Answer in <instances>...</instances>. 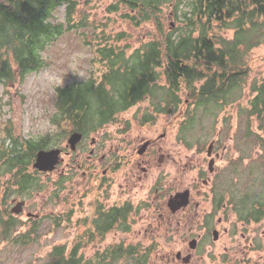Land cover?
<instances>
[{"label":"rangeland","instance_id":"rangeland-1","mask_svg":"<svg viewBox=\"0 0 264 264\" xmlns=\"http://www.w3.org/2000/svg\"><path fill=\"white\" fill-rule=\"evenodd\" d=\"M77 1L81 12L74 13L73 17L79 18L85 15L89 20H94L96 26L103 28L108 26V33H125L127 42L131 44V48L127 50L129 54L141 45L159 38L152 23L143 24L138 29H134L122 21V12L110 15L113 23L105 20L107 14L104 9L114 0ZM186 8L179 7L177 17L169 21L166 27H171V30L184 27L182 15L187 12ZM64 18L62 8L56 13V19L58 22H64ZM72 29L73 31L65 33L43 52L42 55L47 64L46 69L30 74L24 79H17L14 84L0 83V148L8 151L14 150L11 137L18 138L21 142L24 140L37 141L46 134L56 133V125L52 118L57 112L54 107L56 106L57 88L53 86L50 78L62 79L63 86H65L74 77L83 81L96 77L90 61L93 58L91 48L95 49L97 43H88L90 48L83 45L84 36H90L91 28ZM75 29L78 30L77 33L74 32ZM178 34L179 31H176L172 38H176ZM222 35L230 39L233 31H222ZM259 41V45L245 57L247 73H245L243 88L238 94L239 100L230 108L220 110L213 107L217 106L215 103L200 107L194 113V125L187 128L183 126L185 123L183 120L189 119V114L194 107V103L188 101L177 107L176 115H153L151 121L142 124V120L145 119V109L148 107V101L145 100L122 112L108 125L89 133L77 148V153L70 151L66 141L67 137L66 139L60 137L53 145L45 148V150H60L63 161L50 173H36L30 162L28 172L36 178L39 177L38 179L43 181V184L42 188L29 192L27 200L22 199L26 202V209L17 217V221L26 222L28 215L43 217L42 213L48 219L44 218L39 227L8 230L11 237L7 240L11 243L6 249L0 250V264H52L54 249L65 247L68 253L75 246H78V254H82L86 260L97 263L100 254L106 248L117 245L118 242L123 243L124 246L139 244L136 246L139 255H147L149 247L148 255L154 264H167L159 256L162 246L167 245L163 244V238H167L166 243L170 244L169 241H173L171 235L176 234L178 229L172 227L166 230L167 224L174 221L168 215L165 214L162 219L159 218L165 210L168 212L169 200L166 195L170 193L172 195L175 189L181 192L191 191L192 198H195L199 206L208 210L212 205L215 206L213 190L231 191L229 198L234 199L238 206L245 205L247 197L250 200L263 199L259 202L264 204V147L256 144L253 138L249 139L245 136L247 130L245 113H239V106H247V102L255 94L252 90L255 82L263 77L264 36ZM123 42L119 45L123 46ZM159 84L164 85L163 78ZM181 99L185 101L187 96L183 94ZM6 125L10 130L9 135L5 131ZM252 128L255 134L259 133L258 121H252ZM89 129L92 130L91 124ZM164 132L165 137L158 144L166 145L167 150L171 152L172 159L169 164L172 170L169 166H160L156 157L151 159L146 157V164H151L153 159L155 160L147 185H142L141 181H139L140 186L134 181L132 183L130 179V176H133L131 174L132 161H129L126 155L133 153L132 146L135 147L146 139L158 141V136ZM92 139L95 143L90 146ZM211 142H214L211 158H215V152H224L223 160L215 159L214 173H210L208 169L210 156L207 151ZM90 148H93L95 156L88 159ZM63 149L69 154H64ZM83 149H85L84 154L81 153ZM14 153L15 151L11 157H14ZM110 162L114 163V171L110 169ZM177 165L180 167L178 168ZM7 169V167L0 169V192L5 182ZM119 171L126 175L118 178ZM133 171H136V164L133 165ZM250 173L251 179L248 177ZM102 174H105L106 182L101 181L100 189L96 191L94 182H97ZM206 177L211 181L202 184V180H206ZM59 179H61V184L56 185ZM85 181L90 184L85 187L87 193H90L91 198L99 201L93 204L84 218L99 210L109 211L125 203H131L135 208L144 207L142 210H137L136 215L133 214L128 220V231L124 232L117 225L103 236L98 234V238L95 239L89 234L94 231V226L77 225L73 218H69L67 204L63 208L67 188L74 183L83 185ZM159 181L160 185H158ZM168 184L171 186L170 190H166ZM81 185L77 188L78 193L81 191ZM155 187H160L158 193L155 192ZM59 191L57 199H54L55 192ZM197 191H204V193L208 191L210 193L208 199L204 195V197H198ZM224 200L228 201V198L224 197ZM80 202L81 206L78 205V211L86 206L84 196ZM62 208L63 212L57 224L50 216L54 211L60 214ZM262 208L264 210V206ZM191 212L194 214L195 210ZM188 216L191 215L188 214ZM218 217L214 215L213 221H216ZM153 223L164 224L161 229L164 232L156 229L155 237L151 238L148 226ZM251 226L252 228H248V238L261 242L255 254L264 255V220L258 225ZM28 228L34 229L27 231ZM21 232H26L25 246L19 243L14 245L15 239L18 240L17 236ZM231 232L234 233V231ZM7 240L0 236V246L1 244L4 246ZM93 253L96 255L90 257ZM116 264L134 263L126 259Z\"/></svg>","mask_w":264,"mask_h":264},{"label":"trees","instance_id":"trees-1","mask_svg":"<svg viewBox=\"0 0 264 264\" xmlns=\"http://www.w3.org/2000/svg\"><path fill=\"white\" fill-rule=\"evenodd\" d=\"M179 7L188 9L182 15L184 27L171 30L166 24L177 17ZM62 8L64 22H58L56 13ZM104 10L109 23H113L110 15L119 12L122 21L134 29L152 23L159 38L129 54L131 44L125 33H108V26H96L85 15L73 17L81 12L77 0H0V83L14 84L17 79L46 69L43 52L72 28H91L83 45L90 48L88 43H97L95 49L91 48L90 61L96 77L85 81L74 77L56 89L57 112L52 121L59 132L56 129L55 134L25 142L28 192L40 186L28 173L36 151L53 145L58 137L71 131H86L90 124L92 130L106 126L145 100V121L153 115H175L178 106L194 103L189 119H184L183 126L187 128L194 125V113L200 107L215 103L214 108H230L239 100L243 88L245 57L264 36V0H114ZM176 31L178 36L172 38ZM222 31H233L232 38L223 36ZM161 77L164 85L159 84ZM252 90L255 94L247 106H239V113H245V136L264 147V72ZM183 94L187 96L185 101L181 99ZM253 120L258 121V134L253 131ZM16 143L13 140L15 150ZM7 158L9 153L0 150V169L18 168L20 155H16V162ZM60 184L61 179L56 185ZM131 207L125 203L122 208L100 210L93 217L94 224L90 219L83 223L94 226L98 234L105 235L117 225L125 232L129 230ZM137 245L118 242L106 248L97 263L78 254V246L68 253L65 247L56 248L52 264H116L128 257L142 264L140 257L134 258L138 255Z\"/></svg>","mask_w":264,"mask_h":264},{"label":"flooded vegetation","instance_id":"flooded-vegetation-1","mask_svg":"<svg viewBox=\"0 0 264 264\" xmlns=\"http://www.w3.org/2000/svg\"><path fill=\"white\" fill-rule=\"evenodd\" d=\"M79 134L75 136L79 138L78 142L72 147L69 146L71 152L77 153V148L82 143L83 139L87 137L90 131H73L68 138L72 134ZM165 135L162 138H159L158 141H153L152 139L142 140L137 146H132L129 155L130 160H132V169L130 179L135 183L142 182V185H147V180L150 178L152 167H154L155 160L153 159L151 164H146V157L151 159L152 157H156V161L160 166H171L169 164L172 159L171 152L167 150L166 145H159V141L163 140ZM150 140L149 144L145 147L144 153L138 156L137 151L138 147L143 144V142ZM95 140L92 139L90 142V146H93ZM93 149V148H92ZM90 148V152L88 154V159H91L95 156L94 152ZM85 149L82 150L81 153L84 152ZM112 150V149H110ZM64 154H69L64 151ZM84 154V153H83ZM78 155V154H76ZM223 160L224 152L218 153L215 152V158ZM103 160V159H101ZM89 161V160H87ZM18 168H13L9 173L5 176V182L1 187L2 191L0 192V236L3 238L11 237V233L9 234L7 231H13L15 229H21L24 227H39L42 225L44 218L47 220L48 218L43 214V217L37 215H28L26 217V222L20 223L17 221V217L23 213V210L26 209V202L22 199L27 200V196H29V192L27 191V182L26 176L24 174L25 163L21 158L19 161ZM72 162V161H71ZM110 169L113 171L114 163L110 162ZM136 164V171H133V165ZM215 164V160H214ZM181 165V164H180ZM180 165H177L178 168ZM215 171V168H209V171ZM172 170V169H171ZM127 171H125L126 173ZM106 174V171L104 172ZM136 173V174H135ZM105 174H102L97 182L95 183L96 191L100 189V182H106ZM125 176L122 171L118 172V178L120 176ZM39 178V177H38ZM138 178V179H137ZM211 181L210 178L206 177V180H202V184H207ZM58 182V180H57ZM160 181L158 185H160ZM43 181L40 180V186L37 188H42ZM75 184V186H74ZM69 185L67 188L66 196L68 197L67 201V213L69 218H73L77 225L84 224V220L90 219L91 224H94V216L98 214L97 211L93 214H89L86 218H84L85 214L90 210L93 204H96L99 200L96 198H91L90 193L88 194L85 187L89 186L86 181L81 185V183H74ZM81 185V191L78 193L77 188ZM134 187V184H132ZM140 186V183L138 184ZM160 187H155V192L158 193V189ZM85 189V192L83 190ZM171 186L168 184L166 190H170ZM38 192L37 190H35ZM187 193V201L188 206L182 209H179L175 212L168 206V212L165 210L163 215H160L159 219H162L165 214L168 215L172 220L171 223L167 224L166 230L169 228L175 227L178 229L176 234L173 236V241H169L170 244L166 243L167 238H163V244H167L166 247L162 246V249L159 252V256L167 263V264H263L264 263V255H256L261 242L259 240L252 241L248 238V228H252L251 225H258L261 221L264 220V211L260 208V210H252V205L256 200H250L247 197V203L245 205L239 206L238 212L236 213L234 210V203L229 198L231 195L230 191H216L213 190V196L215 200V206L207 208H202L199 206V203L192 198L191 191L185 190ZM212 191V190H211ZM182 193L181 190L177 191L175 189L174 193L171 195L167 194L166 197L168 200L172 199L176 194ZM197 191V195L201 198L204 197L208 199L209 192ZM220 194H224V197L228 198V201H225L224 198L221 199ZM84 196L85 200V208L78 211V205L81 206L80 199ZM55 199V198H54ZM167 200V201H168ZM196 201V202H194ZM66 202L63 199V208H65ZM202 204V202H200ZM124 204L115 208H122ZM147 207V206H146ZM63 208L58 214L57 212H52L50 218H52L57 224L60 221L61 213L63 212ZM113 209V208H112ZM144 207L134 208L131 213H129L128 220L131 219L132 215H136L137 210H142ZM163 209V208H162ZM195 210V213L192 214V210ZM200 209V210H199ZM111 210V209H110ZM202 210V211H201ZM105 211V210H103ZM198 211V213H197ZM107 212V211H105ZM190 214L191 216H188ZM214 215H218L219 217L214 220ZM84 218V220H82ZM99 221V217H97V222ZM85 225V224H84ZM164 224L161 223H153L149 224V233L150 237L154 238L155 230H161ZM89 226V225H85ZM122 226V224H121ZM147 227V228H148ZM34 228H28L27 231L33 230ZM95 228V227H94ZM146 228V229H147ZM3 230V231H1ZM163 231V230H161ZM231 231H234L231 232ZM7 234H6V233ZM164 232V231H163ZM216 233V235H214ZM91 235H96L98 238V233L96 229L93 232H89ZM157 234V233H156ZM103 235V234H101ZM160 234L158 233V236ZM166 235V234H165ZM168 236V235H166ZM26 237V232H21L17 236L18 240L14 241V245L20 244L25 246L24 238ZM93 238V237H91ZM95 238V239H96ZM158 241V240H157ZM159 242V241H158ZM11 241L7 240L6 244L3 246L1 244L0 250L6 249L8 244ZM104 250V249H103ZM102 250V251H103ZM161 251H164L161 253ZM147 252L149 254L150 249L147 248ZM147 254L145 256L146 264H154L152 260H150V256ZM252 254L254 256H252ZM96 254L93 253L90 257H94Z\"/></svg>","mask_w":264,"mask_h":264},{"label":"water","instance_id":"water-1","mask_svg":"<svg viewBox=\"0 0 264 264\" xmlns=\"http://www.w3.org/2000/svg\"><path fill=\"white\" fill-rule=\"evenodd\" d=\"M73 137L69 143L73 147L79 138L75 139ZM211 146L208 149V155H210ZM141 151L140 153H142ZM59 150H49V151H39L36 156V162L34 163V168L42 172H51L55 169V166L59 163ZM212 161L209 163V167L212 166ZM187 193L180 194L176 197L175 201L169 203V207L173 212L180 207H185L187 205ZM174 208V209H173Z\"/></svg>","mask_w":264,"mask_h":264},{"label":"clouds","instance_id":"clouds-1","mask_svg":"<svg viewBox=\"0 0 264 264\" xmlns=\"http://www.w3.org/2000/svg\"><path fill=\"white\" fill-rule=\"evenodd\" d=\"M52 80V84L54 87L59 88L63 86V80L62 79H55V78H50Z\"/></svg>","mask_w":264,"mask_h":264}]
</instances>
